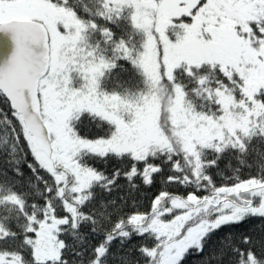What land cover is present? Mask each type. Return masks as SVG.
<instances>
[{
	"label": "snow or ice",
	"instance_id": "1",
	"mask_svg": "<svg viewBox=\"0 0 264 264\" xmlns=\"http://www.w3.org/2000/svg\"><path fill=\"white\" fill-rule=\"evenodd\" d=\"M0 264H264V0H0Z\"/></svg>",
	"mask_w": 264,
	"mask_h": 264
}]
</instances>
